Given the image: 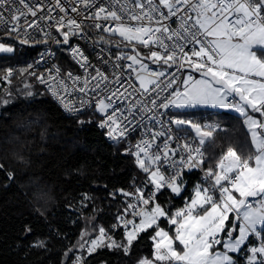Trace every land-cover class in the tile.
<instances>
[{"label":"snow or ice","instance_id":"6c2138e0","mask_svg":"<svg viewBox=\"0 0 264 264\" xmlns=\"http://www.w3.org/2000/svg\"><path fill=\"white\" fill-rule=\"evenodd\" d=\"M80 2L86 8L95 7L94 0ZM53 7L66 16L68 10L60 0H55ZM0 10V21L5 23L8 21L4 11L11 13L10 20L14 22L9 30L11 34L18 33L24 26L38 27L37 21L28 22L27 17H37L38 12L44 11V5L30 4L28 0H0ZM48 11L49 15L39 19L52 20V9ZM71 11L78 12V8L73 7ZM65 16L56 20V28L63 36V43L67 44L70 36L82 34L83 28L81 22ZM22 18L24 24H21ZM86 18L110 20L115 27H106L104 31L118 34L129 44L145 48L155 46L160 51H150L147 57H141L139 52L117 57L131 61L126 67L135 74L138 88L131 83L124 87L115 74L110 81L99 69L94 70L95 75H86L82 83L81 77L73 76L71 72L66 74L67 79L60 77L58 68L55 75L49 71L48 79L39 76V81L48 85L65 110L79 112L91 103L81 97L77 107L76 102L67 99L71 95L68 81L72 84L71 91L85 96L89 92L108 93L96 102V110L103 116L99 127L108 129L109 138L122 140L138 126L129 119V116L134 119L137 111L143 113L141 119L156 120L151 113L170 107L211 105L233 109L243 117L253 151L242 156L229 147L217 160L215 170L209 168L206 172V178L212 181L210 186H197L194 198L184 208L169 215L157 202V194L164 188L176 195L181 193L183 170L203 165V145L213 138L217 129L191 120L173 119L171 124L188 125L198 138L192 143H177L175 148L169 143L175 139L170 132H146L149 138H142L127 151L135 157L139 169L148 174V184L152 187L147 196L142 188H136L134 192L119 190L124 196L135 198V203H128L123 209L124 215L117 217L125 230L124 240L118 243L105 228L99 227L95 238L85 240L82 236L83 242L78 247L86 250L88 255L100 247L120 248L128 254L140 233L154 229L151 237L153 258H141L137 264H237L231 254L242 251L249 253L247 264H264V0H115L111 8L100 6ZM173 21L176 27H172ZM93 27L99 29L101 24L94 23ZM65 28L68 31H64ZM27 42V39L21 41ZM13 51L12 47L0 44V52ZM72 55L79 58L82 68H88V58L78 47L72 49ZM145 58L169 67L187 65L203 78L196 79L189 74L181 82L182 90H173L169 93L170 98L158 103L159 92L171 88L177 78L173 75L167 82L161 80L166 73L150 70L143 62ZM12 74V69H8L5 79L10 82ZM110 84L118 86L113 90ZM76 85L80 86L77 88ZM128 88H132L140 99L133 97L129 101L126 115L113 106L112 98L128 100L133 95ZM229 97L238 99L231 102ZM109 109H112L111 113ZM250 112L258 113L259 118ZM165 135L167 138L160 148L157 138ZM178 152L185 155L176 160ZM162 167L175 171L166 176ZM128 215L133 218L126 219ZM161 219L173 226L171 235L160 227ZM88 235L85 232V236ZM250 237L255 241H250ZM177 245L181 247L178 249ZM75 264H83V257H76Z\"/></svg>","mask_w":264,"mask_h":264},{"label":"trees","instance_id":"16d2710c","mask_svg":"<svg viewBox=\"0 0 264 264\" xmlns=\"http://www.w3.org/2000/svg\"><path fill=\"white\" fill-rule=\"evenodd\" d=\"M60 47L58 62L64 68L72 67L64 46ZM128 52L149 54L141 48ZM37 54V45L0 54V77ZM26 80L34 85L12 87L10 93L16 91L12 99L0 95L10 100L0 109V264H72L83 254L78 247L82 236L95 238L99 227L108 231L124 215L126 205L135 203L134 197L119 190L142 188L146 194L151 185L148 174L139 169L123 143L107 142L96 127L99 115L91 111L66 117L36 77ZM176 114L201 125L216 124L213 138L204 144L209 166H216L229 147L242 156L253 151L250 134L238 114L209 109ZM178 127L198 139L188 125ZM181 179L180 195L168 190L157 198L169 215L182 208L200 184L198 172L186 173ZM159 223L173 233V226L164 219ZM152 235L154 229L140 233L128 254L120 248L103 247L89 264H137L141 258L152 259ZM114 239L122 242L124 233Z\"/></svg>","mask_w":264,"mask_h":264},{"label":"built area","instance_id":"2783aa9c","mask_svg":"<svg viewBox=\"0 0 264 264\" xmlns=\"http://www.w3.org/2000/svg\"><path fill=\"white\" fill-rule=\"evenodd\" d=\"M28 2L30 4L39 3L44 5V11L38 12L37 17H31V16L27 17L28 22H32L34 20L37 21L38 27L28 28L24 26L20 28V31L18 33L11 32V34H9V30L13 26L14 22L10 20V15H11L10 11H4L5 20H7L8 22L5 23L4 21H0V37L2 38L11 37L20 43L22 40L27 39L28 42L22 44L28 46L37 45L38 54L24 65H16L14 67L8 68V69H12L13 72L12 76L10 77V82L9 80L5 79V74L8 69L3 73V75L0 77V95L5 93L6 91H9L14 85L23 81L25 78L36 77L37 83L50 95L53 102L60 108L64 116L74 118L91 111L96 114L95 108H96L97 100L100 98H105L108 95V93L89 92L85 96L82 93L71 91L72 84L71 81H68L69 91L71 92V95L68 96L67 99L76 102L77 107H79V100L81 97H84L85 99L91 101V103L86 104L81 111L69 112L65 110L62 104L60 103V101H58L51 94L48 85L45 83H41L38 77L43 75L46 79H48L49 71H51L52 74L55 75V70L58 68L60 77H64L65 79H67L66 74L71 72L73 76L81 77V83H82L83 78L86 75L89 74L95 75L94 70L99 69L106 76H108L110 81L114 79V74H115V76L120 77V81L124 87H127L128 84L131 83L132 85H135L138 88L139 84L135 79V74L132 72V69L126 67L128 64L131 63V61L126 59H117V57L121 55H126V52H128L129 49H134V48L135 49L141 48L149 53L150 51H154V50L160 51V49L156 48L155 46L151 48H145L142 45H137L134 43L129 44L128 42L120 39L117 34L104 31V28L106 27L109 26L113 28L115 27V23L110 20L105 21L101 19L99 21H95L93 19L86 18V17H91L93 13L98 10L100 6L111 8V6L115 4V0H94L95 7H88V8L84 7V5L80 2V0H60L61 5L68 10L66 16L65 13H62L59 10V8L53 7V5L55 4V0H28ZM73 7L78 8V12L71 11ZM49 8L52 9L51 15L53 16V19L52 20L39 19V17L49 15V11H48ZM61 16H65L66 19L67 18L76 19L78 22L82 23V28H83L82 34L70 36L69 42L67 44L63 43V36L60 34V32L57 31L56 28V20H58ZM97 22L101 24V28L99 29L93 27L94 23ZM21 24H24L23 18L21 19ZM172 27H176L174 21L172 22ZM64 31H68V29L65 28ZM62 45L64 46L63 48L66 50L68 54V59H70L72 65V67L70 68H64L58 62V57L61 56L59 49L62 48L60 47ZM117 45H119V47H117ZM76 47H78L83 52L84 56L88 58L89 66L87 69L82 68L78 63L79 58L74 57L72 55V49ZM140 55L141 57H147L149 54L143 55L140 53ZM143 62H145V64L148 65L150 70L164 71L166 74L164 77L161 78V80L165 82L171 79L173 75H175V77L177 78L176 83L172 85L171 88L159 92L160 99L158 100V103L165 101L166 98H170L169 93L177 89V83L184 76L185 70L191 69L187 65H185L183 68L179 67L178 65H172L171 67H169L167 65H162L160 63H153L150 59H146V58L143 60ZM133 67L138 68L137 65H134ZM79 86L80 85H76L77 88ZM117 86L118 85L116 84L109 85V87L112 88L113 90ZM123 90L124 88L121 87V91ZM128 91L133 93L131 97H128V100L117 99L116 97L112 98L113 106L115 108L123 110L126 115L128 114L129 101H132L133 97H135V99L137 100L140 99L138 94L135 91H133L132 88H128ZM152 95L155 96L156 93H153ZM235 99L236 98L229 97V101L231 102H235ZM111 111L112 109H109L110 113ZM151 115H155L156 120H149L147 118L141 119L143 113L139 111L136 112L134 119L132 116H129V119L132 120V123L138 124V126L135 127L134 130L129 131L127 136L122 140L121 139L114 140L109 138V136L107 135L108 129L99 127V124L103 119L102 114H99V118L96 122V127L104 134L109 144L123 143V145L126 148V151L128 150L129 147H132L135 144L139 143L142 138L148 139L149 136L146 134V132L164 131L166 134L170 132V134L173 137H175L174 140L169 141L170 145L173 148L176 147L177 143H183L185 141L192 143L193 141L196 140L193 136H191L189 132L181 130L177 125L170 123V121L173 119H179L173 107H170L167 110L158 109L154 113H151ZM166 138L167 135L159 136L157 138L156 143L160 146V148H163V144ZM193 146L195 147L196 145L193 144ZM202 150L204 152L203 165H201L199 168H192L191 170L185 168L183 170L182 177L189 172H198L200 184L203 187H209L212 181L210 178H206V172L209 168L215 170L216 166L208 165V157L204 145ZM180 155H185V153L178 152L174 159L179 160ZM161 170L164 172L166 176H170L175 171V169L169 167H162ZM151 187L146 193V196L149 194ZM168 190L170 189L168 188L162 189L161 192L157 194L156 200L161 194H163L165 191ZM132 218L133 217L129 215L126 219H132ZM136 221L137 223L139 222L138 217L136 218ZM106 232L114 239L117 234L124 233L125 230L123 227L120 226V223L117 222L114 225H112L111 228ZM101 248L103 247L98 248L91 255H88L86 250H82L83 254H79L77 257H83V264H89L90 258L94 256ZM75 260L76 258L73 260L72 264H75Z\"/></svg>","mask_w":264,"mask_h":264},{"label":"rangeland","instance_id":"374dc122","mask_svg":"<svg viewBox=\"0 0 264 264\" xmlns=\"http://www.w3.org/2000/svg\"><path fill=\"white\" fill-rule=\"evenodd\" d=\"M118 35V34H117ZM118 37L120 38V39H122L123 40V38L122 37H120L119 35H118ZM0 44H4L5 46H10V47H12L13 49H14V51H16L18 48H20V47H24V45L22 44V43H20V42H18L17 40H15V41H8V39H5V38H2V37H0ZM13 51V52H14ZM13 52H10V53H5V52H0V54H13ZM149 53V52H148ZM136 53H134V52H126V55H135ZM145 63V62H144ZM189 74H191V75H193L196 79H201V78H203L202 76H201V74L199 73V72H197V71H195V70H193V69H187V70H185V72H184V76H183V78L181 79V82L184 80V79H186L187 78V76L189 75ZM137 81V80H136ZM137 83L139 84V82L137 81ZM18 84H21V86H22V88H30L31 86H33L34 85V83L32 82V81H28V80H26V81H22V82H20V83H18ZM17 85V84H16ZM15 85V86H16ZM39 85V84H38ZM181 85V84H180ZM180 85H179V87H178V85H177V89H181V87H180ZM40 86V85H39ZM10 90H12V89H10ZM10 90L9 91H6L5 93H3L2 95H8L9 97H11L10 99H12V97L14 96V94L16 93V91L15 92H13V93H10ZM182 90V89H181ZM1 95V96H2ZM236 99H238V98H236ZM5 101H7V103L10 101L9 99H7V98H5V97H3V98H0V109L4 106V105H6L7 103H5ZM173 109H174V111H187V110H195V109H212V110H226V111H230V112H233V113H236V111L235 110H233V109H223V108H220V107H213V106H211V105H198V106H196V107H183V108H177V107H173ZM95 112H96V114H98L99 115V113L97 112V110H96V108H95ZM205 125H212V124H205ZM185 126H187V125H185ZM212 126H215L216 127V124L214 123ZM194 134H195V132H194ZM197 186H200V184L199 185H197ZM196 189V188H195ZM195 189H194V193H193V195L190 197V198H188L187 199V202H186V204L182 207V208H184L190 201H191V199L192 198H194V195H195ZM183 191V190H182ZM182 191H181V193H182ZM180 193V194H181ZM179 194V195H180ZM162 206V205H161ZM163 207V206H162ZM182 208H179V209H182ZM179 209H177V210H179ZM176 210V211H177ZM176 211H174V213L176 212ZM173 213V214H174ZM252 239V237H250V240ZM81 240V239H80ZM249 246H251V245H249ZM231 255H233V258H234V260H236V262H237V264H240V263H245V264H247V255H249V253H247L246 251H242V252H240V253H234V254H231Z\"/></svg>","mask_w":264,"mask_h":264},{"label":"crops","instance_id":"0c3cea01","mask_svg":"<svg viewBox=\"0 0 264 264\" xmlns=\"http://www.w3.org/2000/svg\"><path fill=\"white\" fill-rule=\"evenodd\" d=\"M182 78H183V77H182ZM180 84H181V80L177 83L178 87H179ZM180 87H181V89H182V84L180 85ZM210 110H212V109H210ZM220 111H223V110H220ZM225 111H226V110H225ZM235 114L240 115V114L237 113V112H236ZM250 114H251V115H254V113H251V112H250ZM254 116H255V115H254ZM256 117H257V116H256ZM258 118H259V117H258ZM184 120H185V119H184ZM200 186H201V185H200ZM201 187H202V186H201ZM231 222H232V221H230V223H231ZM165 230H166V229H165ZM166 231H167V230H166ZM79 249H80V248H79Z\"/></svg>","mask_w":264,"mask_h":264}]
</instances>
